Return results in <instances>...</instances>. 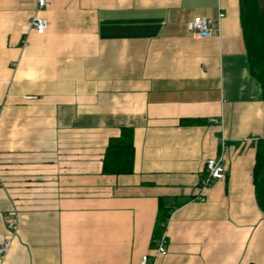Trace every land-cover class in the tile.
Wrapping results in <instances>:
<instances>
[{
    "label": "crops",
    "instance_id": "1",
    "mask_svg": "<svg viewBox=\"0 0 264 264\" xmlns=\"http://www.w3.org/2000/svg\"><path fill=\"white\" fill-rule=\"evenodd\" d=\"M47 2L41 36L37 0H0V244L12 238L0 264H140L160 200L172 211L161 264H264V101L241 0ZM200 17L213 38L189 32ZM122 128L135 132L133 173L106 175ZM223 140L227 177L199 202Z\"/></svg>",
    "mask_w": 264,
    "mask_h": 264
},
{
    "label": "trees",
    "instance_id": "2",
    "mask_svg": "<svg viewBox=\"0 0 264 264\" xmlns=\"http://www.w3.org/2000/svg\"><path fill=\"white\" fill-rule=\"evenodd\" d=\"M241 27L250 71L260 83L264 101V12L259 0H241ZM135 132L133 128H122L121 134L109 140L103 160V173L120 176L133 173L135 162ZM253 180L257 204L264 213V138L257 144ZM172 211L164 200L159 203L157 223L158 237L166 227Z\"/></svg>",
    "mask_w": 264,
    "mask_h": 264
},
{
    "label": "built area",
    "instance_id": "3",
    "mask_svg": "<svg viewBox=\"0 0 264 264\" xmlns=\"http://www.w3.org/2000/svg\"><path fill=\"white\" fill-rule=\"evenodd\" d=\"M48 7L47 0H37V12L30 19L29 27L30 30L36 32L38 35H45L48 30V22L46 19L39 16V13L42 12L45 8ZM224 18V14L219 15L220 25L221 20ZM189 32L197 37L202 39H210L215 36L216 30L214 22L208 18L200 17L194 19L188 25ZM28 45V39L25 38L21 46L26 47ZM1 109H0V118H1ZM228 153V146L223 140L220 147V153L217 157L209 158L205 164L204 176L199 184L198 195L196 200L199 202H206V192L209 190L216 182L223 181L227 177L225 158ZM6 222L9 224L10 229H16L15 223L11 218L7 217ZM170 221V219H169ZM169 221L164 228L161 236L155 241V247L151 254L143 256L140 264H161L160 260L168 255L169 248V238L167 234ZM12 243V238L5 239L0 244V258H3L10 250Z\"/></svg>",
    "mask_w": 264,
    "mask_h": 264
}]
</instances>
